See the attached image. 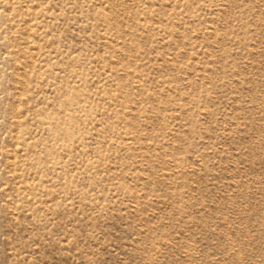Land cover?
I'll list each match as a JSON object with an SVG mask.
<instances>
[{
	"label": "rangeland",
	"instance_id": "rangeland-1",
	"mask_svg": "<svg viewBox=\"0 0 264 264\" xmlns=\"http://www.w3.org/2000/svg\"><path fill=\"white\" fill-rule=\"evenodd\" d=\"M0 264H264V0H0Z\"/></svg>",
	"mask_w": 264,
	"mask_h": 264
}]
</instances>
